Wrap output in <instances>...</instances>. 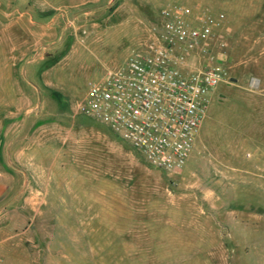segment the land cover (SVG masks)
Instances as JSON below:
<instances>
[{
  "label": "rangeland",
  "instance_id": "374dc122",
  "mask_svg": "<svg viewBox=\"0 0 264 264\" xmlns=\"http://www.w3.org/2000/svg\"><path fill=\"white\" fill-rule=\"evenodd\" d=\"M175 1L234 38L167 173L77 107ZM0 262L264 264V0H0Z\"/></svg>",
  "mask_w": 264,
  "mask_h": 264
},
{
  "label": "built area",
  "instance_id": "2783aa9c",
  "mask_svg": "<svg viewBox=\"0 0 264 264\" xmlns=\"http://www.w3.org/2000/svg\"><path fill=\"white\" fill-rule=\"evenodd\" d=\"M160 19L153 42L89 82L77 108L150 166L174 173L193 151L210 94L230 80L234 33L223 12L179 1Z\"/></svg>",
  "mask_w": 264,
  "mask_h": 264
},
{
  "label": "trees",
  "instance_id": "16d2710c",
  "mask_svg": "<svg viewBox=\"0 0 264 264\" xmlns=\"http://www.w3.org/2000/svg\"><path fill=\"white\" fill-rule=\"evenodd\" d=\"M50 66H52L50 63H48L47 65H45L43 68H42V70H45V69H47V68H49ZM116 137V136H115Z\"/></svg>",
  "mask_w": 264,
  "mask_h": 264
}]
</instances>
